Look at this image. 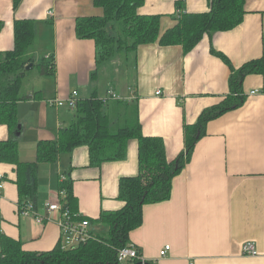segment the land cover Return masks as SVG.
<instances>
[{
  "label": "crops",
  "instance_id": "1",
  "mask_svg": "<svg viewBox=\"0 0 264 264\" xmlns=\"http://www.w3.org/2000/svg\"><path fill=\"white\" fill-rule=\"evenodd\" d=\"M15 1L0 0V53L14 47V22L33 19L38 52L43 57L52 54L55 60V73H40L23 93L29 98L18 101L21 161L36 160L38 143L56 140L59 130L71 123L74 108L50 106L47 101L65 100L74 90L78 99L93 92L105 98L113 90L116 96L106 101L109 109L117 103L125 108L137 105L144 135L162 137L167 158L173 161L185 150L186 125L230 93L231 68L213 50L226 55L236 69L263 54L264 0H246L239 25L205 34L191 51L158 41L140 45L135 68L125 55L97 67L94 39L77 35V18L103 14L94 0H18L17 5ZM178 5L184 12H204L210 0H145L139 12L159 15L163 34L177 24ZM51 9L53 15L48 13ZM43 57L34 56L35 63ZM252 90L257 92L250 94ZM36 91L39 98L33 97ZM243 91L247 96L243 105L208 122L191 159L173 179L171 197L144 205L143 222L131 232L130 242L145 261L264 264V74L247 76ZM9 138L8 125L0 123V142ZM138 172L135 139L122 160L94 165L88 147L81 145L62 152L55 161H41L35 203L46 220L38 223L20 213L16 165L0 160V254L4 236L38 252L60 242L58 214H49L45 205L57 199L63 180L72 184L75 209L94 219L125 205L119 197L120 180ZM91 228L101 231L97 224ZM247 240L255 241L257 256L242 253ZM168 244L170 249L162 256L160 251Z\"/></svg>",
  "mask_w": 264,
  "mask_h": 264
},
{
  "label": "trees",
  "instance_id": "2",
  "mask_svg": "<svg viewBox=\"0 0 264 264\" xmlns=\"http://www.w3.org/2000/svg\"><path fill=\"white\" fill-rule=\"evenodd\" d=\"M145 0H94L101 7L102 15L82 16L76 20V33L81 38H92L96 45V65L125 55L130 68L136 67L137 49L142 44L158 41L161 45L180 44L184 51H191L205 34L227 31L239 25L245 16L246 0H210V8L204 12H177V24L160 33V16L142 14L139 8ZM18 4V0L15 1ZM14 47L0 53V123L8 125L10 138L0 142V160L16 165L20 205L35 202L38 194V166L41 161H55L62 152L86 145L94 165L104 161L122 160L126 157L129 142H138L139 172L123 177L119 184V197L125 205L113 212H102L98 218H88L91 225L102 224L106 235L93 231L92 237L73 248H62L59 242L49 251H29L13 238H2L0 264H130L118 261V250L130 243L131 232L143 222V207L149 203L169 199L174 177L191 159L195 144L206 133L209 121L240 107L246 100L243 83L251 74H264L263 54L258 59L234 68L226 55L216 50L231 68L230 93L219 103L206 108L193 124L185 127V150L169 161L162 137L146 136L137 105L126 108L117 103L109 109L108 103L96 92L78 99L71 123L59 130L56 140L38 143L37 159L21 161L18 155L19 129L18 101L28 99L21 93L22 77L26 66L34 63L31 47L35 39V21L17 19L14 22ZM38 64L43 75L55 73L54 55L43 57ZM33 64V66H34ZM97 75L96 70L93 76ZM10 77V78H9ZM10 79V80H9ZM39 92L33 97L39 98ZM67 191L65 206L77 212V198L72 184L63 180ZM140 252V251H139ZM140 260H135L138 263Z\"/></svg>",
  "mask_w": 264,
  "mask_h": 264
},
{
  "label": "built area",
  "instance_id": "3",
  "mask_svg": "<svg viewBox=\"0 0 264 264\" xmlns=\"http://www.w3.org/2000/svg\"><path fill=\"white\" fill-rule=\"evenodd\" d=\"M179 11H181L180 8H178L177 12ZM48 13L49 15H53V9L49 10ZM256 92L257 90H252L250 94H255ZM157 93H160V91H158ZM77 94L78 92L74 90L67 99L62 100L52 98L49 100V103L57 107L68 104L70 107L74 108L78 101ZM111 96H116V93L113 90L108 91V96L103 98V100L106 102ZM66 196V189L61 188L59 190L57 199L54 201L47 202L45 208L51 215L54 213L58 214V224L61 232L60 242L62 248L69 249L89 240L92 237L93 230L91 228V223L88 218L82 219V215L78 211L73 212L65 206ZM19 208L21 214L26 216H32L38 223H44V221L46 220V217L38 211L36 203L33 201H27L21 204ZM169 249L170 245L168 244L160 251V254L164 256L167 250ZM242 253L247 256H257L259 252L255 241H245L242 244ZM117 258L118 261L121 263L133 264L135 260L145 262L137 246L131 242L127 246L122 247L118 250Z\"/></svg>",
  "mask_w": 264,
  "mask_h": 264
},
{
  "label": "rangeland",
  "instance_id": "4",
  "mask_svg": "<svg viewBox=\"0 0 264 264\" xmlns=\"http://www.w3.org/2000/svg\"><path fill=\"white\" fill-rule=\"evenodd\" d=\"M44 40H48V38L47 37H44L43 38ZM35 42L33 43V45H32V47H31V49H30V51L31 52H33V50H35L36 52L34 53V56L35 57H43L45 54L44 53H42V52H38V48H39V42L37 43V41L36 40H34ZM34 63H35V61H34ZM33 63V64H34ZM134 71H132V73H133ZM40 67L38 66V64L37 65H35L34 64V66L32 67V68H30V70H28L27 71V73H26V75H25V77L23 78L22 77V88H21V93L23 94L31 85H32V81L35 79V78H37V77H39L40 76ZM0 75H1V73H0ZM10 78V77H9ZM10 80V79H9ZM48 102V104L50 105V106H53V105H51L50 103H49V100L47 101ZM63 108H65V109H67V110H69L70 108L68 107V105H65V107H63ZM75 110L73 109V112H74ZM97 226H99V228L101 229V231H99V233L101 234V235H106V230H107V228L104 226V225H102V224H97ZM102 228H104V229H102ZM106 228V229H105ZM102 230H104V232L102 231Z\"/></svg>",
  "mask_w": 264,
  "mask_h": 264
},
{
  "label": "water",
  "instance_id": "5",
  "mask_svg": "<svg viewBox=\"0 0 264 264\" xmlns=\"http://www.w3.org/2000/svg\"><path fill=\"white\" fill-rule=\"evenodd\" d=\"M32 67H33V63H30L29 65L26 66V69L28 70V69H30ZM17 135H19V132H17ZM134 264H153V263L149 262V261H145V262L140 261V262L134 263Z\"/></svg>",
  "mask_w": 264,
  "mask_h": 264
}]
</instances>
